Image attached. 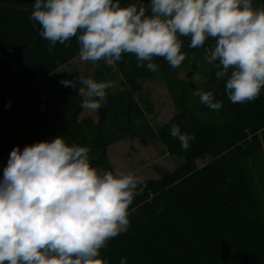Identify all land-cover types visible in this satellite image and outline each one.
Masks as SVG:
<instances>
[{
	"label": "trees",
	"instance_id": "1",
	"mask_svg": "<svg viewBox=\"0 0 264 264\" xmlns=\"http://www.w3.org/2000/svg\"><path fill=\"white\" fill-rule=\"evenodd\" d=\"M34 2L0 0V172L15 147L23 150L73 130L84 135L81 146L90 149L92 165L103 171H112L106 156L109 146L124 139L147 144L156 138L183 162L157 179L142 181L143 191L129 208L128 231L108 241L101 258L110 264H119L121 257H127L128 264H264V226L252 217L255 203L241 166L256 142V136L248 139L247 133L264 127V89L253 102L233 104L226 95V81L217 80L216 67L204 59L214 39L192 49L190 38H182L190 67L198 70L200 64L206 70L202 91L223 101L219 111L200 104L213 121L191 109L196 97L177 81V68L160 57L154 61L158 72L138 68L132 54L115 64L124 90L106 97L96 122L78 121L83 99L76 88L60 83L65 79L58 73L79 57L77 40L49 49V42L39 35V23L29 20ZM132 2L121 0V5ZM157 74L176 113L155 132L133 96L141 81ZM173 124L181 133L195 135L187 150L170 135ZM199 159L206 160L204 166H198Z\"/></svg>",
	"mask_w": 264,
	"mask_h": 264
},
{
	"label": "clouds",
	"instance_id": "2",
	"mask_svg": "<svg viewBox=\"0 0 264 264\" xmlns=\"http://www.w3.org/2000/svg\"><path fill=\"white\" fill-rule=\"evenodd\" d=\"M29 20L49 49L70 46L76 38L79 58L108 66L135 56L138 68L158 72L155 58L172 68L189 48L206 49L207 64L217 69L233 104L255 101L264 89V3L260 0H35ZM80 107L97 111L106 103L111 81L79 76ZM75 87L74 80H61ZM200 102L219 111L211 91H195ZM215 101V102H214ZM170 135L187 150L194 134L173 124ZM132 172L94 167L90 149L64 136L15 147L0 178V264H110L101 258L108 241L130 227L129 208L143 191ZM119 264H128L121 257Z\"/></svg>",
	"mask_w": 264,
	"mask_h": 264
},
{
	"label": "rangeland",
	"instance_id": "3",
	"mask_svg": "<svg viewBox=\"0 0 264 264\" xmlns=\"http://www.w3.org/2000/svg\"><path fill=\"white\" fill-rule=\"evenodd\" d=\"M191 61V59L186 58L181 66L177 68L175 77L181 85L187 88V91L194 94L197 90H203V74L206 70H203V65L200 66V64L198 70L191 68ZM58 73L65 80H74V88L78 92L83 87L78 79L80 75H84L86 78H93L97 81H111L113 86L107 90V97L124 90V87L121 86V77L116 71L115 64L108 66L103 60L95 63L90 61L84 62L77 57L67 65L61 67ZM140 83V91L133 96L135 103L144 111L147 123L150 124L155 132H158L175 115V106L161 75L157 74ZM195 97L191 101V109L201 119L213 121L211 113L199 109L201 104L200 98L196 95ZM81 99L84 100L85 97L82 96ZM87 118L96 122L98 110L90 111L82 109L78 121ZM247 136L248 139L256 136V142L253 144L249 155L242 160V172L245 175L251 198L255 203L252 217H256L264 226V127L252 134L247 133ZM64 139L69 144L76 143L82 145L84 144L82 140L85 137L73 130ZM106 151L108 164H110L112 171L135 173L140 177L141 181L157 179L160 176L159 174L172 171L183 162L182 157L169 154L156 138L147 144H142L138 139H124L109 146ZM197 163L198 166H204L206 160L199 159ZM2 176L3 171L0 172V178Z\"/></svg>",
	"mask_w": 264,
	"mask_h": 264
},
{
	"label": "crops",
	"instance_id": "4",
	"mask_svg": "<svg viewBox=\"0 0 264 264\" xmlns=\"http://www.w3.org/2000/svg\"><path fill=\"white\" fill-rule=\"evenodd\" d=\"M81 96V95H80ZM82 97V96H81Z\"/></svg>",
	"mask_w": 264,
	"mask_h": 264
}]
</instances>
